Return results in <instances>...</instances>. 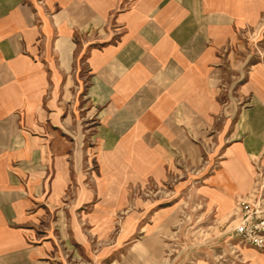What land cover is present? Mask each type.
I'll return each instance as SVG.
<instances>
[{
  "label": "rangeland",
  "instance_id": "374dc122",
  "mask_svg": "<svg viewBox=\"0 0 264 264\" xmlns=\"http://www.w3.org/2000/svg\"><path fill=\"white\" fill-rule=\"evenodd\" d=\"M26 2L37 25L32 57L53 77L40 106L21 112L31 144L14 165L30 182L21 196L45 263L264 264V242L236 232L238 198L257 199L264 216V127L247 114L260 102L252 71L264 62V11L219 48L212 118L190 132L181 124L183 140L171 134L170 108L114 133L106 101L90 94L106 51L124 42L129 4L75 30L63 63L59 5Z\"/></svg>",
  "mask_w": 264,
  "mask_h": 264
},
{
  "label": "crops",
  "instance_id": "0c3cea01",
  "mask_svg": "<svg viewBox=\"0 0 264 264\" xmlns=\"http://www.w3.org/2000/svg\"><path fill=\"white\" fill-rule=\"evenodd\" d=\"M122 1L49 0L59 5L61 12L63 36L56 38L54 45L63 50V63L73 49V32L99 26L119 10ZM124 3L129 4L120 13L125 21L124 42L106 51L90 94L94 100L106 101L107 125L114 133L129 132V126L140 122L151 110L162 117L170 108L172 119L178 120L171 134L185 140L181 124L188 125L190 132L196 123H207L212 118L215 104L211 92L219 83V48L235 40L236 28L256 26L264 3ZM36 39L33 5L26 0H0V264H46L45 246L33 239L34 219L26 214L27 198L21 196V189L28 188L30 182L21 181L14 165V158L31 144L21 129V112L40 106L53 77V71L38 67L32 57ZM252 73L260 102L247 114L264 127V62L254 65Z\"/></svg>",
  "mask_w": 264,
  "mask_h": 264
},
{
  "label": "built area",
  "instance_id": "2783aa9c",
  "mask_svg": "<svg viewBox=\"0 0 264 264\" xmlns=\"http://www.w3.org/2000/svg\"><path fill=\"white\" fill-rule=\"evenodd\" d=\"M239 222L236 224V232L241 240L255 245L263 244L264 216L257 199L238 198L236 201Z\"/></svg>",
  "mask_w": 264,
  "mask_h": 264
}]
</instances>
